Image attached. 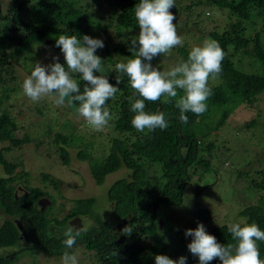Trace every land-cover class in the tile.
<instances>
[{"label": "trees", "instance_id": "trees-1", "mask_svg": "<svg viewBox=\"0 0 264 264\" xmlns=\"http://www.w3.org/2000/svg\"><path fill=\"white\" fill-rule=\"evenodd\" d=\"M114 1L115 12L110 13L103 26L94 21L88 12L76 9L73 0H35L29 6L26 1L13 0L7 13L2 16L0 14V20H8L12 24L10 27L8 25L5 27L6 37L11 42H15L16 47L19 48L41 43L44 37L60 35L62 32H66L69 36L77 35L81 41L84 35L93 38L95 34H100L105 45L104 51L100 52L107 62L111 61L108 53L109 45L123 33L131 31L132 36L123 41V49L116 50L117 42H115L113 51L123 54L128 59L135 58L136 52L130 48V40L135 38L136 32L139 34L135 17V6L139 0ZM211 5L215 6L219 12H223L221 15L226 22L217 28L216 22L210 21L211 23H208L210 29L205 31L204 41L206 39L218 41L225 55L219 76L215 79L209 78L208 87L212 94L206 101L207 111L202 115L187 112L185 115L188 117V122L180 121V110L176 107V103L184 93L182 89H177L178 95L175 98L164 96L156 102L145 101V111L153 114L163 112L168 121V127L164 130L156 128L151 132L148 129L139 132L131 123L135 115L131 108L133 103L142 97L131 87L128 76L118 72L115 65L103 69L100 74L106 76L113 85L119 79L120 90L105 105L112 117L108 126L113 133L109 141L111 144L109 143L108 155L98 163L90 161L89 172L93 181L100 184L106 175L119 168L127 171L125 178L114 182L106 190L107 202L110 204L109 214L118 221L125 218L127 223L131 217L132 220L136 219L138 231L142 233L146 230L145 224L155 221L158 206L167 205L169 202L173 206L181 203L185 176H187L186 168L193 162L201 167H207L208 159L202 157L204 149H199L202 145L201 137H205L211 129L221 125L228 114L225 109L231 110L241 104L251 105L257 100L258 95L264 92V46L261 41V31L254 29L257 21L261 27H264V0H175V7L170 11L176 17L179 15L190 17L193 14L196 20L200 21V16L207 18L211 15L207 9ZM27 9L35 11L38 17H42V13L46 14L55 22L54 25H58V20L61 23L58 25L59 29L51 25L22 24L16 19V14ZM113 27L115 31L111 35L108 31ZM126 42L129 44L128 48H126ZM200 42L203 44L202 40ZM183 45L186 47V43ZM184 46L176 48V52L186 58L189 52L187 53ZM8 55L0 52V86H4L8 80L9 82L14 80L11 57ZM243 55L260 64L259 74L243 73L234 69V59ZM59 62L66 68L63 61L59 59ZM4 75L8 76L7 79ZM77 82L82 94L86 82L82 78L77 79ZM75 106L79 107V101L75 102ZM212 106L223 107L224 110L218 115L213 126L205 122L201 124V118L212 113ZM15 130L16 125L13 119L5 111L0 110V143L7 141L17 148L30 142V139L24 138V135L20 139H15L13 136ZM75 137L71 132L53 136L51 143L56 147L58 161L62 165H67L69 160L67 148L78 147L73 143ZM204 148L209 153L211 143H207ZM9 149L12 148L0 149V167L4 174L0 177V249L17 246V250L4 255L0 251V264H9L24 249L58 258L65 252L70 253L69 250L76 247H82L85 251L93 253V257L100 264H153L150 261L152 259L145 261L136 257L130 250L132 242L129 243L125 238L121 243L122 240H117L113 234V228L101 221L97 222V226L82 232L73 247L67 248L63 244L65 237L61 233L62 226L69 227L68 222L74 217H79L82 221L84 216L93 215L95 219L94 214L90 213L92 199L77 201L61 219H57V215H52L48 219L44 214L47 206L40 208L37 201L41 199L49 203V196L37 188L27 189L22 184V188H17L20 186L19 178L24 176L25 172L21 175L14 172L18 165L21 166V162L11 163L3 158L2 153ZM115 151L119 158L113 154ZM76 155L79 160H84L86 157L81 150ZM152 166H155V171L149 170ZM254 174L257 177L250 180L249 185L256 192H263L264 169L255 170ZM42 180L48 181L53 188H56L59 183L47 175H42ZM258 196V202L254 199L241 204L238 217L245 218L248 223H256L260 230L264 231V196L260 194ZM55 214L59 212L56 211ZM192 216L204 222L209 220L206 209H197ZM206 231L215 236L217 242L222 245L236 243L226 224L212 226ZM136 238L137 235L132 240L135 241ZM191 241L192 239L188 241V244ZM257 244L260 258L264 259V241H258ZM212 264H222V262H219L217 258Z\"/></svg>", "mask_w": 264, "mask_h": 264}, {"label": "rangeland", "instance_id": "rangeland-1", "mask_svg": "<svg viewBox=\"0 0 264 264\" xmlns=\"http://www.w3.org/2000/svg\"><path fill=\"white\" fill-rule=\"evenodd\" d=\"M22 1H26L29 6L35 0ZM12 4L13 0H0L1 16L7 13ZM73 5L76 9L88 12L92 19L94 18V21L102 26L106 24L110 13L115 12L114 0L112 2L73 0ZM207 9L211 12V15L207 16L210 20L200 16L201 19L198 21L191 14L190 17L179 15L174 21L178 35L186 43V47L183 46L187 53L193 47L202 45L200 41H204L205 31L210 29V24H208L210 21H215L217 28L226 22L221 15L223 12H219L215 6H208ZM201 12L203 11L201 10ZM42 15V17H38L35 11L27 9L19 11L16 14V19L29 26L51 25L58 28V25H61L58 20V25H54L55 22L51 18L44 13ZM192 24L195 25L192 27ZM7 25L10 27L12 24L8 20H0V52H5L11 57L14 80L11 82L8 80L4 86H0V110L5 111L15 122L16 130L13 134L15 139H20L23 135L24 138L30 139L29 143L17 148L11 146L7 141L0 143V149L12 148L2 153L7 162H21V166L18 165L14 172L20 173V175L25 172V175L19 178L20 186L17 188H22V185L27 189L37 188L49 196L50 204L44 202L43 206V208L47 206L44 214L48 219L52 215H57V219H61L77 201L90 198L92 199L90 213L94 214L95 219L93 215L84 216L81 221L82 228L87 230L93 228L97 226L98 221L106 222L110 228H113L116 223L127 221L123 218L118 222L117 218L115 219L109 214L110 204L106 198V190L114 182L125 178L127 171L124 168H119L106 175L100 184L93 181L89 172L90 161L98 163L108 155L109 143L111 144L110 137L113 136L110 127L107 125L101 130H95L78 114L77 116L73 115L65 103L57 105L51 97H44L38 102H33L23 95V81L31 75L36 62L47 66L53 63V57H58L66 65L63 53L59 47H56L59 35L44 37L41 43L19 48L16 47L15 42H11L6 37L7 29L5 27ZM186 29L189 31L187 32ZM254 29L261 31V41L264 46V27H261L257 21ZM91 31H93L92 28ZM114 31L113 27L108 32L112 35ZM61 34H66V32ZM130 36H132L131 31L123 33L115 41L117 42L116 50L123 49V41L128 40ZM136 37H138L137 32ZM93 38L101 39V35L95 34ZM115 42L108 47L111 63L103 59V49H97L95 53L102 60V71L117 63H126L128 60L123 54L113 51ZM128 46L129 44L126 42V48ZM178 47L173 48L167 54L153 57L150 61L151 65L166 72L176 67L182 60L187 61L186 58L189 54L183 58L179 52H176ZM145 63L149 62L145 61ZM234 66L238 72L260 73V64L244 55L234 59ZM102 71L95 75H100ZM72 75L73 78L76 76L74 78L76 80L82 78L78 73ZM78 75L80 77H77ZM7 77L4 75V78L7 79ZM14 96L16 99L9 102ZM223 110V107L212 106V113L202 117L201 124L205 122L213 126L214 121ZM225 110L228 114L221 125L216 129H211L205 137H201L202 145L211 143L209 153L204 146L199 147V149H204L202 157L208 159L207 167H201L193 162L187 167L188 169L186 168L187 176H185L181 203L173 206L169 202L167 205L158 206L155 212V221L145 224L146 230L143 233L138 231L137 220H132V217L126 226L132 231L131 234L127 230L124 233L121 231L120 235L123 234L129 243L132 242L130 250L136 257L145 261L152 259L150 261L155 264L156 255H167L173 260L185 256L187 264H199L198 257L193 256L188 250V241L192 237H185V230L196 229L198 223H203L205 228L209 229L212 226L238 222L241 219L238 217L241 204L254 199L258 202V194L264 196V191L256 192L249 185L250 180L257 177L254 174L255 170L264 169V92L260 93L257 100L251 105L241 104L231 110ZM65 126L67 127L64 128ZM69 132L76 136L73 143L78 147L67 148L69 160L67 165H62L58 161L56 147L51 142L55 134ZM80 150L82 154H86L84 160H79L76 155ZM113 154L118 157L116 151ZM150 169L151 171L156 170L155 166ZM3 175L0 167V177ZM42 175L59 181L57 187L53 188L48 184V181H43ZM148 175H151L150 172ZM17 185L19 184L17 183ZM197 209H206L209 214L207 222L192 216ZM56 211L59 214H55ZM67 228L66 225L62 226L61 233H64ZM136 235L137 238L133 241L132 239ZM115 236L117 237V235ZM16 247L0 249L1 254H11L17 250ZM69 251V254L77 256L78 264H100L93 257V253L85 251L82 247H76ZM219 262L221 261L219 260ZM9 264H62V257L57 258L24 249Z\"/></svg>", "mask_w": 264, "mask_h": 264}, {"label": "clouds", "instance_id": "clouds-1", "mask_svg": "<svg viewBox=\"0 0 264 264\" xmlns=\"http://www.w3.org/2000/svg\"><path fill=\"white\" fill-rule=\"evenodd\" d=\"M174 7L175 0H139L135 6L139 34L130 40V48L136 52L135 58L115 65L118 72L128 76L131 87L142 97L131 108L135 113L131 123L139 132L168 127L163 112L153 114L145 111V101L156 102L164 96L175 98L177 89L185 93L176 103L180 110V121L188 122L187 112L202 115L207 111L206 101L212 94L208 87L209 78H217L222 71L225 54L219 42L212 39H206L202 46L193 47L187 61L182 60L169 71L162 72L151 65L153 57L183 46L184 40L178 35L174 23L176 16L170 11ZM104 46L101 39L88 35H84L82 41L76 35H59L56 47L61 49L67 68L59 62L58 57H53V63L47 66L36 62L31 75L23 81V95L33 102L51 97L57 105L68 103L74 106L79 101V107L75 108L78 116L95 130L103 129L112 119L106 102L120 90L119 79L113 85L106 76L95 75L102 71V60L95 53ZM73 73L80 74L86 82L82 94ZM15 99L14 96L9 102ZM124 230L129 234L132 232L128 227ZM86 231V228L69 226L63 233V244L72 248L77 237ZM228 231L236 241L234 245L218 243L215 236L207 233L205 225L198 223L196 229L185 230V237H192L187 245L188 250L198 257L199 264H210L217 258L222 264H264L257 244L264 241V231L256 223H248L241 218L238 222L229 223ZM154 259L155 264H187L185 256L173 260L167 255H156ZM62 264H78V258L65 252Z\"/></svg>", "mask_w": 264, "mask_h": 264}, {"label": "water", "instance_id": "water-1", "mask_svg": "<svg viewBox=\"0 0 264 264\" xmlns=\"http://www.w3.org/2000/svg\"><path fill=\"white\" fill-rule=\"evenodd\" d=\"M67 99V98H66ZM66 105H67V107H68V109H69V111L73 114V115H76L77 116V113H76V111H75V108H77L75 105L73 106V105H70V104H68V103H65ZM44 202H46L45 200H40V201H38V205L40 206V208H43V203ZM68 225L69 226H73V227H75V228H80L81 227V223H80V219H78V218H73L72 220H70L69 222H68Z\"/></svg>", "mask_w": 264, "mask_h": 264}, {"label": "flooded vegetation", "instance_id": "flooded-vegetation-1", "mask_svg": "<svg viewBox=\"0 0 264 264\" xmlns=\"http://www.w3.org/2000/svg\"><path fill=\"white\" fill-rule=\"evenodd\" d=\"M41 199H39L38 201H40ZM38 201H37V204H38ZM43 205H44V203H43ZM74 218H78V219H80L79 217H74ZM73 219V218H72ZM71 219V220H72ZM81 221V220H80ZM118 221V220H117ZM119 222V221H118ZM127 222L125 221V222H119V223H116V225H115V227H113V234L114 235H117V240H124L126 237H124V235L122 234V235H120V233H121V231L124 233L125 232V228H126V226H127ZM124 230V231H123ZM120 235V236H119Z\"/></svg>", "mask_w": 264, "mask_h": 264}]
</instances>
